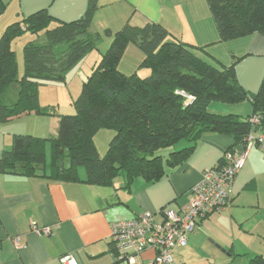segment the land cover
<instances>
[{
	"label": "trees",
	"instance_id": "1",
	"mask_svg": "<svg viewBox=\"0 0 264 264\" xmlns=\"http://www.w3.org/2000/svg\"><path fill=\"white\" fill-rule=\"evenodd\" d=\"M207 2L218 41L264 33V0ZM6 7L0 0V16ZM97 8L98 0H89L85 14L73 21L60 20L42 9L6 27L0 36V122L24 113L48 114L49 109L40 103L39 82L65 81L67 73L98 48L101 35L90 32ZM26 33L30 38L24 44L25 68L20 74L13 43ZM170 36L154 20L128 23L115 32L100 63L82 84L74 101L75 113L59 114L56 134L50 138L15 134L12 147L0 155V170L80 181L83 167L85 181L94 185L110 184L123 174L128 183L137 177L156 181L167 174L168 167L187 162L204 134L229 135L232 145L226 151L244 147L252 131L264 129V78L259 91L250 93L237 80L236 62L212 65L197 54L202 47ZM131 42L144 53L141 66L149 69V75H127L119 69ZM106 86L114 92L112 97L102 91ZM245 100L253 105L249 116L209 110L215 101ZM253 117L259 122L254 123ZM101 130L114 133L104 155L95 143ZM166 147H174L168 157L158 153ZM247 264H264V256L251 257Z\"/></svg>",
	"mask_w": 264,
	"mask_h": 264
},
{
	"label": "crops",
	"instance_id": "2",
	"mask_svg": "<svg viewBox=\"0 0 264 264\" xmlns=\"http://www.w3.org/2000/svg\"><path fill=\"white\" fill-rule=\"evenodd\" d=\"M4 1L7 7L0 16V36L9 24L39 10L47 9L60 20L73 21L81 18L89 5V0ZM122 2L126 10H121ZM147 20L162 23L171 33L170 39L202 47L197 54L212 65L236 62L240 85L250 93L259 91L264 78V33L218 41V28L207 0H98L90 32L100 34L101 39L106 34L110 41L126 24L142 25ZM131 44L119 62L120 69L130 49L140 62L144 58L136 44L134 50ZM141 71L149 75L146 67L134 72ZM209 110L249 116L253 105L250 100L215 101ZM59 114L62 112L49 109L48 114L30 112L0 122V155L12 147L15 134L54 136ZM230 145L229 135L204 134L187 162L168 167L167 174L156 181L137 177L128 183L123 174L110 184L94 185L85 181L83 167L79 168L80 181L0 170V264H62L66 254L74 255L79 264H130L119 257L112 240L113 225L145 213L162 221L164 210H183L192 186L200 182L205 170L219 165ZM97 148L101 155L106 152L105 145ZM45 149L49 164V142ZM44 227L51 232L38 233ZM156 254L155 249L148 248L135 264H150ZM258 255L264 256V146L254 145L235 180L230 205L199 220L188 235L187 245L173 250V258L175 264H247L249 258Z\"/></svg>",
	"mask_w": 264,
	"mask_h": 264
},
{
	"label": "built area",
	"instance_id": "3",
	"mask_svg": "<svg viewBox=\"0 0 264 264\" xmlns=\"http://www.w3.org/2000/svg\"><path fill=\"white\" fill-rule=\"evenodd\" d=\"M252 121L258 123L259 119L253 117ZM254 145L264 146V129L252 131L241 150L224 151L221 163L205 170L200 182L192 186L183 210H164L162 221H156L152 213H145L115 223L112 240L119 257L135 264L144 250L153 248L157 254L150 264H175L173 250L187 245L188 235L194 231L198 221L230 205L235 180ZM43 232L50 233L51 230L48 227L38 229V233ZM61 262L79 264L72 254L64 255Z\"/></svg>",
	"mask_w": 264,
	"mask_h": 264
},
{
	"label": "rangeland",
	"instance_id": "4",
	"mask_svg": "<svg viewBox=\"0 0 264 264\" xmlns=\"http://www.w3.org/2000/svg\"><path fill=\"white\" fill-rule=\"evenodd\" d=\"M124 4L123 2L121 3V10H126ZM124 13L126 16H128L127 11H125ZM29 38V35L26 33L13 43V49L16 53L20 74H23L24 72V44ZM111 41L112 40L108 41L106 34H103V39L99 41L98 48L89 52L74 68H72L67 73L65 81L41 79L39 82V95L41 98V102L43 103L42 105H50L48 107L53 112H62V114H74L76 111L74 101L81 94L83 82L92 73L94 68L100 63V60L103 54L109 48ZM131 46L134 50L135 43L131 44ZM124 58L125 59L124 64H122V69L119 68L123 73L130 75L139 68H142V66H140L141 62L138 60V56H136L134 52H132V49H130L129 52L127 51ZM135 67H137L136 70H134ZM140 73L143 74L144 72L141 71ZM142 74L139 75L144 76V74ZM106 134L107 137L109 135V140L107 139ZM113 134V131L110 130H101L97 134L96 140L98 147H100L99 149H102V147H104L105 145L107 152L108 145ZM173 150L174 147H166L161 149L158 153L162 154L164 157H168L170 152ZM106 152H104L102 155H104Z\"/></svg>",
	"mask_w": 264,
	"mask_h": 264
},
{
	"label": "water",
	"instance_id": "5",
	"mask_svg": "<svg viewBox=\"0 0 264 264\" xmlns=\"http://www.w3.org/2000/svg\"><path fill=\"white\" fill-rule=\"evenodd\" d=\"M102 91L107 94L108 96L112 97L114 95V92L109 87H104Z\"/></svg>",
	"mask_w": 264,
	"mask_h": 264
}]
</instances>
